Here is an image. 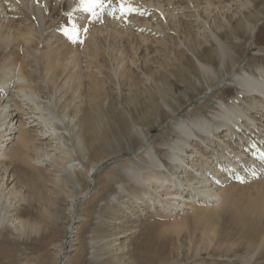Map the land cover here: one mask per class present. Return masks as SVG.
<instances>
[{"label": "bare ground", "instance_id": "bare-ground-1", "mask_svg": "<svg viewBox=\"0 0 264 264\" xmlns=\"http://www.w3.org/2000/svg\"><path fill=\"white\" fill-rule=\"evenodd\" d=\"M238 1L243 2V0ZM251 1L248 3L252 4L251 7L248 5L239 12V8L234 9L230 0H129L143 15L135 13L126 18H113L107 14L110 7L118 6L116 0H112V5L107 3L105 5L102 21L89 24L86 36L81 34L83 39L81 44L72 43L64 35L67 26H63L65 23H60L63 11L72 14L71 23L76 21L81 26L85 25L88 14L78 8L79 0H0V239L21 240L26 233L43 235L41 219L32 221L24 216L23 210L26 205L27 210L32 211L33 203H37L40 208L43 207L46 192L41 187L42 183H48L56 188L64 182L73 184V187L75 186L80 192L78 196L69 195L72 199L71 217L76 215L75 205L88 195L87 191H80L85 180L88 181L89 186L95 184L94 177L103 166L118 160V157L113 160L115 154L107 155V142H103L105 138H102L103 135L100 133L101 126L104 125L103 114L100 111L103 107L100 99L102 91H105L103 79L113 80L110 77L114 73L113 77L119 75L118 79L119 77V80L122 79L126 88L129 85L141 92L139 86L142 84L146 87L151 85L155 89L158 75L155 76V70L151 69L152 62L155 63V60L161 56H158L159 48L174 49L172 53L175 62L178 60L189 67L187 74L190 79L198 80L196 85L199 89L205 85L202 90L204 93L196 102L201 104L216 95V92L220 91L219 87L221 89L232 87L237 91L232 96L229 93L228 103L216 102L217 109L215 111L211 109L207 114L208 117L202 119L198 117L194 120H184L177 113L168 111L167 123L172 125L179 136L164 146L166 149L163 155L162 151H159L162 156L158 152L162 158L156 155L149 158L150 165L158 170L157 173L145 175L139 165H125L126 167L122 166V170L119 167L121 172L123 170L126 172L123 173V180L130 183L128 185L134 189V192L137 191L132 193V197L139 202L149 201L150 208H163L167 214L164 213L166 218L176 221L171 228H178V231L187 225V219L186 222L185 219L183 222H177L184 214H190L198 224H205V231L212 230L213 220L221 217V213L231 214L230 223L237 227L235 229L237 234L246 232L245 229L251 232L256 229L255 226L263 225V192L254 196L242 195L243 191L240 187L232 185V182L244 185L253 182L254 187L259 184L264 186V162L260 159L264 153V65L247 72L242 69L243 59H240L241 62L238 60V53L246 46L242 52L243 56L251 51L254 56L262 57L264 61V23L261 21L264 12L257 13L254 9V3L262 0ZM256 9L262 11L261 8ZM173 28H185L184 30L191 31H181L176 36L179 37L177 41L174 37L175 47H170L169 42L164 39L175 36ZM196 28L210 32L217 28L216 30L220 31L216 34L212 32L214 34L211 35L213 36L211 41L215 49L209 50L208 59L202 58L203 55H199L196 49L205 45L203 37L210 32L199 36L203 31L200 30V33H197L199 41L196 35H192L196 32L189 33ZM133 30L141 31L143 35L134 34ZM227 31H230L231 39L225 35ZM241 34L247 36V41L245 40L247 44L245 43L244 47L242 43L245 36ZM131 36H137L138 47L130 45ZM110 39L120 45L134 47L132 51L133 54L135 52V56L132 54L134 57H127L130 56L127 51L123 47L118 48L114 43L116 48L111 51L112 56L110 55L112 61L107 58L110 62L108 65L104 64L101 61L103 54L100 55V49L104 44L112 43L108 42L111 41ZM206 39L208 41L210 37ZM209 46L211 47L212 44ZM108 47L111 49V44ZM106 49L105 46L106 54L104 51L103 53L108 57L109 50ZM163 50L162 53H165ZM213 61L217 63L222 73L215 69L216 64ZM110 63L115 72L111 71L112 75L107 78ZM150 65H152L151 69ZM253 67L249 66V69ZM179 71L182 69L180 68ZM199 75L202 82L197 78ZM86 79L88 85L85 84ZM149 91L148 89L142 92L150 93ZM84 93L89 96H84ZM90 95L92 105L94 103L98 106V108L95 106L98 113L94 115L91 110L87 113L88 109H86L89 107L86 101H89L87 99ZM105 101L110 102L107 99ZM155 106L156 104L153 107ZM133 126L134 128H131ZM124 127L123 134L126 137H137L143 146L147 144L149 137L145 136L147 133L138 127V123L133 122L130 126L124 123ZM71 148L77 149L80 163L75 164L76 161L71 159L69 153ZM155 151H158L157 147ZM59 153L66 154L68 161L65 162L66 159L61 161L62 155L58 156ZM52 163H61L63 166L61 171L58 169L59 172L57 170L53 172L54 175L51 174L55 169L54 167L51 169ZM253 172L255 175L252 174ZM49 174L51 176L47 178ZM62 174H65L66 180L63 179ZM238 176L245 182H240ZM110 181L112 183L113 180ZM123 184L124 182H121L118 185L119 191L126 190L127 185L124 187ZM42 186L45 187L46 184ZM107 188L106 190L110 192L111 189ZM116 198L113 196L110 201H116L118 199ZM68 229L71 233L75 231V228ZM258 234L251 233L250 236L240 234L237 237V239L246 238L244 244L248 250H252L248 255L251 257L241 259L246 264L264 249V234L263 236L259 234L260 237ZM232 236L226 235L227 242ZM105 240L107 237H103L101 241ZM104 245L106 248L110 246L107 243ZM115 245L118 246L117 251L123 255L127 244L122 246L121 243L116 242ZM58 251V255H62L63 249L60 248ZM111 263L126 264L120 258L111 261L106 258L102 264ZM40 264H51L50 258L45 256Z\"/></svg>", "mask_w": 264, "mask_h": 264}, {"label": "rangeland", "instance_id": "rangeland-1", "mask_svg": "<svg viewBox=\"0 0 264 264\" xmlns=\"http://www.w3.org/2000/svg\"><path fill=\"white\" fill-rule=\"evenodd\" d=\"M231 1L232 0H230V2ZM233 1L231 3L233 4L234 9L239 8L238 9L239 12L240 10L244 9L246 6L249 5L251 7L252 5L251 3L248 4L249 1L252 2L251 0L249 1L243 0V2H239L238 0H235L234 2ZM262 1L264 2V0ZM262 1L254 3L255 12L257 13L264 12V9H263L264 3ZM236 2H238L239 4ZM242 4L243 5L245 4V6H243ZM257 7L258 9L261 8L262 11H259L260 9L257 10L256 9ZM263 16L261 17L263 18ZM71 17L72 16H69V14H66L65 12L62 11L61 13L62 20H60V23H65L63 26L65 27L67 26V28L71 27V25H69V24H72ZM261 21H263L264 23V18ZM236 27L237 26H235V28ZM184 29L173 28V31L175 33V36L172 37L173 39L165 35V38L166 37L167 38L164 40H166V42H169L168 44L171 45L170 47H175V45H173V42L175 41V38H176V41L179 38V37L177 38L176 36L179 35L181 31H186V30L191 31L190 29H186V30ZM198 29L197 28L195 29L197 31L193 29V31L189 33L196 32L192 35L197 36V33L199 34L200 30H203L202 28H198ZM216 29L217 28L212 29L213 31L211 32L209 30L207 31L203 30L204 32L201 31L199 35L201 36L203 34H206L207 32L208 33L210 32V34L207 33L208 35H206L205 37L202 36L203 38H205L204 40L202 39L205 45L202 46L200 49L199 48L196 49L197 51L200 52V53L197 52L199 55L200 54L203 55L202 58L208 59L209 50L215 49L214 43L213 41H211L213 40V36L211 35L214 34L212 32H215V34L216 32H220V31H217ZM132 32L134 34L139 33L143 35L141 31L133 30ZM225 33H226L225 35H228L229 39H231L230 31L229 32L227 31ZM218 35H221V34L218 33ZM241 35H243V37L245 36L244 34H241ZM131 37L132 38L129 40L130 45L134 46L135 48L138 47L139 44L137 42H139V40L137 36H131ZM206 37L207 38L210 37V40L208 39L207 41ZM228 37H226L227 40H228ZM126 38L128 39L127 36ZM157 38H159V35H157ZM198 40L200 41L199 37H198ZM224 40L226 41V39ZM243 40L244 41L242 44L244 47L247 44L246 42L247 36H245ZM108 42L109 43L112 42L110 43L112 47L111 49L108 47L110 46V44H107V45L104 44L103 48L100 49L101 50L100 55L101 54L104 55V56L101 55V61L104 62V64L106 63L108 65V63L112 61L111 51H113V49L116 48V45L118 48L123 47L124 50L127 51L128 55H130L127 57L130 58L132 56L134 47H128V45H120L114 42L113 40L111 41L108 40ZM131 42H134V43L131 44ZM114 43H116V45ZM210 43L212 44L211 46L212 49L209 46L211 45ZM105 46L107 48L106 50L107 51L109 50L107 52L108 57H105V54H106ZM245 48L242 49V52H244ZM169 49L170 50L162 49L163 52L165 51V53H162L161 48H159L160 53L158 52L159 55L158 54L157 55L158 56L161 55V56L155 60L156 62L158 61L157 62V67L159 66L158 69L156 67V62L155 63L152 62L153 66L152 65L149 66V68L152 66V69L150 68L151 70L153 71L155 70L154 71L156 73L155 76L158 75L156 77L157 85L155 86V89L151 85L146 87L140 84L141 86H139V88L141 87L140 88L141 92L148 91L149 89L151 91V92L149 91L150 93L138 92L136 89H133L135 87L131 88L129 87V85L127 88L126 86H123V84L125 85V83H123L122 79L119 80L120 77L118 79L119 75H117V77H113V75L115 76V74L113 73L112 75V72L113 71L115 72V70H113L112 65L110 63L109 68L107 67L108 68L107 74H109V76L107 75V78L112 75L110 78H113V80L115 81L114 83L116 84L114 85L112 79H109V78H108L109 80L108 79L106 80V78H104L105 80L103 79V83L104 82L105 83L104 85L103 84L102 85L104 87L103 90L105 91H102L103 94L101 96L102 98L100 99V102L101 103L103 102L102 103L103 107L101 105L102 108H100L101 109L100 111L103 114V124L104 125L101 126L102 130L100 129L101 131L100 133L101 135H103L102 138H105L104 141L103 140L102 141L107 142V155L115 154L113 157L114 158L113 160L117 159V157H118V160L116 162H108L103 166L100 172L97 173L94 177V180L96 182L95 184H92L90 186L87 185L89 183L84 178L85 180V182L83 181L84 188L82 187L80 191H83V192L87 191L86 193H88V195H87V198H84V200H80L78 204H76L77 206L75 205L76 211H74V213L76 215L74 217H71L72 214H71L70 205H71L72 199L70 198V196H72L73 194L75 195L77 194L78 196V194L80 193L78 192L79 190L75 186L73 187V184L72 185L69 183L67 184L66 182H64V184L61 185L60 187L58 186V188L54 186H50V184L48 183H42L41 187L43 191L46 192L44 195L46 197L43 200V204H44L43 207L40 208L39 205H37V203H33L34 204L33 206L35 208L33 207L32 211L27 210L28 206L26 207V205L23 207V210L25 212L24 216L26 218L32 221L35 219H41L43 235H37L34 233L33 234L26 233L25 235H23V238H21V240L13 239V240L2 241V238H1L0 239V264H29V263L30 264L32 263L40 264V262L43 261V258L45 256H48L50 258L51 264H102L106 258L109 261L120 258L121 260H124L126 264H246L242 262L243 260H245L243 258L247 257L249 255V252H251L252 250L251 251L248 250V248L245 246L244 243L246 242L244 240H246V238L237 239V237L240 234H243L245 236H250L251 233L252 234L259 233L260 235L263 236L264 222H263V225L260 224L261 223L260 222L259 227L255 226L256 229L252 230L251 232H247V229H245L246 232H239L237 234L235 230L237 229V227L230 223L231 214L221 213L220 214L221 217L218 218L220 221L218 219L213 220L214 223H213L212 230L213 229L214 230L212 231L211 229H208L207 231H205V228H204L206 226L205 224H198L196 220H193V218L190 217L191 216L190 214H184L182 215L181 220H177V222L178 221L183 222L184 219L186 222V219H187V222H186L187 225L178 231L177 230L178 228H171L172 224L176 221L167 219L165 216L166 213L164 212L163 208L161 207L150 208L149 203H148L149 201L146 202L144 200V202H142L141 200L139 202V200L134 199L132 197V193H137V191L134 192V189H132L130 185H128L130 183L125 182V179L123 180L124 178L123 173L126 174V172L124 170L122 172L120 171V169L122 170V166L126 167V166L139 165L138 167L143 169L144 172L142 171V173L145 175L146 174L148 175L149 173H151L150 175L154 174L155 172L157 173L158 170L154 169L150 165L151 160L149 158L152 155H156L157 157L162 158L161 156L163 155L164 150L166 149L164 148V146L170 142H173V139L174 138L176 139L179 136L177 132L174 130V128L172 127V125L167 123L169 121V115L167 113H169L170 111H172L173 113H177L184 120H189V119L194 120V119H198V117L202 119V118L208 117L207 114L209 111H211V109H213L214 111L217 109L218 101H223L225 103H228L229 98H230L229 93H231V96H232L237 91L236 89L232 87H228L224 89H221V87H219L220 91L218 90L216 92V95L209 98L208 99L209 101L206 100L205 102L201 104L200 102L199 103L196 102L197 99L202 96L201 94L204 93L202 90L204 89L205 85H203V88L201 87L202 89L201 88L199 89L198 85H196V83H198V80L197 79L195 80L194 78L190 79L189 74H187L189 67L185 65L184 63L182 64L180 61L178 62V60H177L178 62L177 64V62H175V58H173L172 52H174L173 51L174 49L172 50L171 48ZM103 51L105 52V54L103 53ZM167 52H169L170 54H168ZM242 52L238 53L239 55L238 60L239 62H241L240 59H243L244 61V65L242 66L243 70L249 71V70H253L255 67L264 65V61H262L263 60L262 57L254 56L251 51L247 53L246 56H243L244 53ZM133 55L135 56V52ZM104 59L107 61H105ZM252 59L254 60L252 61ZM214 64H216L214 65L215 69L216 70L218 69V72L222 73L220 72L221 70L218 68L217 63L215 62ZM249 66L250 67L254 66V67L249 69ZM179 67L182 69V71H179L180 69ZM109 69H112V70L109 71ZM159 69L162 71V73ZM173 69H176V70L174 71ZM194 76L196 77L197 75L195 74ZM197 78L200 79L201 82L203 81L200 75ZM88 83L86 79L85 84L88 85ZM205 90H206V87H205ZM116 91H118V93H116ZM128 91L130 92V94H128L129 93ZM85 95L89 96V94L84 93V96ZM144 96H145V99H144ZM88 98L89 99L87 100L89 101H86V103H89V104H86V105H89V107L85 105V107H88L86 108L88 109L87 113H90V110H91L94 115V113L95 114L98 113V110L96 112V109L98 108V106L95 105L94 103L92 105L91 95ZM103 98H104V101L107 99L109 102L110 100L112 104L110 102L107 103L105 101L107 104L105 103L104 105ZM153 99L155 100V103ZM155 104L156 106L153 107ZM154 108L156 110H154ZM155 111H156V114H155ZM114 117L117 120H115ZM105 121L110 124H107ZM133 122L136 124L138 123V127L142 128L144 132L147 133L145 134V136L147 138L149 137V139H148L147 144H145V146L142 145L141 140L140 139L138 140L137 137L130 138L129 136L126 137L123 134V132H125L124 123L130 126L133 124ZM131 128H134V126ZM109 141H111L112 144ZM155 146L158 148L157 152L155 151L156 150ZM108 149H110V152H108ZM159 151L160 152L162 151V155ZM148 152L150 153L152 152V153L148 155L147 154ZM158 152L161 156L158 155ZM69 153L72 156L71 159L72 160L74 159L76 161L75 164L80 163L79 161L80 155L77 149L73 150V148H71L69 150ZM60 155H62V153L58 154V156ZM65 155L66 154H63L60 158H61V161H64L66 159L65 162H67L68 157L66 158ZM50 165L52 166L51 169L55 168L51 172L52 175H54L56 170L57 172L61 171V167H63L61 163L60 164L52 163ZM58 169L60 170L58 171ZM119 173L120 174L122 173L121 175L123 177H120L121 175ZM117 174H119V176ZM62 175H63V179L66 180L67 178L64 177L65 174H62ZM50 176L51 175L49 174L47 178H50ZM110 180H113L114 183L113 181L111 183ZM107 182L109 184L108 186H107ZM121 182H124L123 184L124 187L127 185L125 187L126 190H124V192L119 191L118 185H120ZM249 183H251L252 185L251 184L249 185L248 183L246 185L238 184L237 182H236L237 185L235 184V182L234 183L232 182V185L234 187H237V186L240 187L241 191H243L241 192L242 195H252L253 194L254 196V195H257L261 191L264 194L263 185L259 184L260 186L258 185L259 186L258 187L256 186L257 185L256 184L255 185L256 187H254L253 182H249ZM43 184L44 185L46 184V186L45 187L42 186ZM64 187L66 188V190ZM107 187L111 189L110 192H108L109 190H106ZM48 190H49V193H48ZM57 193H58V196H56ZM113 196H116L118 199L116 198L117 199L116 201L114 200L110 201ZM175 219H178V218H175ZM70 227L72 229L75 228V231L72 232L73 234L68 229ZM250 227L252 226L250 225ZM226 232L228 234H226ZM232 232L234 234H231ZM226 235H233L232 239L228 241L230 244L227 242ZM103 237H107V240H105L104 242L101 241ZM116 242L121 243L122 246L124 244H127L126 245L127 249L125 250L123 255L117 251L118 246L115 245ZM105 243L109 244L110 246L106 248V245H104ZM39 244H42V245L40 246ZM228 245H230V247ZM60 248L63 249V253L62 255L59 256L58 250ZM102 255L104 256L100 258ZM248 257H251V256H248ZM111 264H114V263H111ZM247 264H264V249L262 250V252H260V254L256 255L255 259H253L252 261H248Z\"/></svg>", "mask_w": 264, "mask_h": 264}, {"label": "snow or ice", "instance_id": "snow-or-ice-1", "mask_svg": "<svg viewBox=\"0 0 264 264\" xmlns=\"http://www.w3.org/2000/svg\"><path fill=\"white\" fill-rule=\"evenodd\" d=\"M118 6L110 7L107 14L113 18H126L132 14L139 13L143 15L142 12L136 7H134L129 0H116ZM112 5V0H79L78 8L84 13L88 14L87 21L85 25L81 26L76 21H73L70 28L64 29V35L72 43H83L82 33L84 36L87 35L89 31L88 25L95 21H102V17L105 13V5ZM72 14L69 13V16ZM261 160H264V154L260 156ZM255 175V172L252 173ZM240 182H245L242 177H237Z\"/></svg>", "mask_w": 264, "mask_h": 264}]
</instances>
